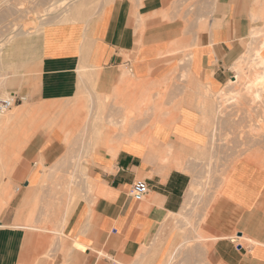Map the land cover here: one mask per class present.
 I'll return each instance as SVG.
<instances>
[{
  "label": "crops",
  "instance_id": "crops-1",
  "mask_svg": "<svg viewBox=\"0 0 264 264\" xmlns=\"http://www.w3.org/2000/svg\"><path fill=\"white\" fill-rule=\"evenodd\" d=\"M252 1H232L199 31L159 19L141 28L130 5L114 2L91 18L46 23L36 38L6 50L0 94L23 97L18 105L61 100L86 89L107 99V116L114 120L125 110L146 112L147 92L159 90L158 106L166 110L151 122L129 124L128 133L108 136L113 145L96 147L93 194L76 205L54 253L47 251L48 238L16 223L38 187L44 162L67 150L59 128L49 138L33 136L16 175L28 163L32 170L0 217V264H168L177 237L165 226L174 223L191 183L186 156L210 143L207 102L240 75L236 65L246 53ZM139 180L150 186L142 201L131 193ZM204 226L216 235V260L264 264V167L238 159Z\"/></svg>",
  "mask_w": 264,
  "mask_h": 264
},
{
  "label": "rangeland",
  "instance_id": "rangeland-1",
  "mask_svg": "<svg viewBox=\"0 0 264 264\" xmlns=\"http://www.w3.org/2000/svg\"><path fill=\"white\" fill-rule=\"evenodd\" d=\"M232 1L0 0V83L6 76L3 71L6 50L18 40L36 38L46 23L91 18L110 3L125 2L131 6L132 15L141 28H145L152 19H159L163 23H180L185 28L194 27L199 31L211 21L215 22L214 18L223 13L224 6L229 8ZM251 3L244 54L247 61L243 63L244 69L239 71V83L231 86L230 81L231 87H227L233 90L243 88L245 76L247 79L254 77V64L250 62V57L264 39V0H253ZM86 77L84 73L83 78ZM254 90L256 88L253 87L248 93L243 92L236 101L232 96L223 101L214 96L207 102L212 113L206 122L210 129V143L186 156L184 170L191 175L189 187L194 190L190 191L188 187L183 207L175 215L174 223L165 226L177 237L170 264H223L212 256L216 235L208 232L204 223L220 195L227 173L238 159L248 158L264 167V92L263 99L256 100ZM3 94L10 97L9 93ZM159 94V90L147 92L146 112L140 114L125 110L114 120L112 116H107V99L96 97L86 89L77 96L35 104L25 101L20 110L19 105H15L0 112V217L8 211L6 207L11 200L20 194L16 187L23 189V181L32 170L28 163L22 175H16L18 168L23 167L21 161L26 148L32 147L28 146V142L38 133L49 138L53 129L59 128L65 134L67 150L56 160L44 162L43 176L34 189L32 200L20 209L23 218L16 222L18 226L48 238V253L56 252L63 242L76 205L93 194L91 169L96 147L101 143L113 145L110 138L128 133L129 124L142 118L151 122L157 112L165 111L163 106H158L162 97ZM17 112H21L18 118H10ZM11 119L18 120L13 122Z\"/></svg>",
  "mask_w": 264,
  "mask_h": 264
},
{
  "label": "bare ground",
  "instance_id": "bare-ground-1",
  "mask_svg": "<svg viewBox=\"0 0 264 264\" xmlns=\"http://www.w3.org/2000/svg\"><path fill=\"white\" fill-rule=\"evenodd\" d=\"M4 1V0H3ZM6 1V0H5ZM2 2V1H1ZM1 4V3H0ZM48 9V8H47ZM50 9V8H49ZM48 9V10H49ZM255 16V15H254ZM32 21V20H31ZM28 22V21H27ZM33 22V21H32ZM23 23V22H22ZM21 26V25H20ZM21 28V27H20ZM15 29H16V27H15ZM25 29V28H24ZM22 31V30H21ZM18 32V31H17ZM26 33H27V31H26ZM25 34V33H24ZM30 34V33H29ZM13 36V35H12ZM11 36V37H12ZM10 37V36H9ZM9 40H10V38H9ZM0 47H1V45H0ZM249 55H250V53H249ZM248 55V56H249ZM247 56V55H246ZM247 56V57H248ZM245 61V58H243L241 61H239L238 62V64L236 65V69L238 70V71H242L243 69H244V67H243V63H245L246 61H247V59H246V61ZM250 62L252 63V64H254V77L253 78H250V79H247V77L245 76V78H244V81H243V88L242 89H229V88H227V90L225 91V89L224 90H222L221 92H218V99H220L221 101H223V100H226L227 99V97L228 96H232L234 99L233 100H237L238 98H240V97H242V95H243V92H247L248 90H251V88H256V90H254V98L257 100V99H261L262 98V92H264V39L259 43V45H258V47H256V48H254V51H253V53L251 54V57H250ZM240 75H237L236 77H235V79L234 80H231V86L233 85V84H238L239 83V81H240ZM258 85H261V86H259L258 87ZM230 85L228 86V87H231ZM229 89V90H228ZM248 93V92H247ZM215 94V93H214ZM253 94V93H252ZM245 95V94H244ZM263 97H264V93H263ZM263 99V98H262ZM219 100V101H220ZM255 100V101H256ZM228 101V100H227ZM219 103V102H218ZM220 105V104H219ZM20 106H22V105H19L18 107H20ZM21 109V107L18 109V110H20ZM22 112L24 111V108L22 107ZM28 110H29V108H28ZM17 111V110H16ZM222 111V110H221ZM33 112V111H32ZM10 113V112H9ZM16 113V112H15ZM18 113V112H17ZM21 113V112H20ZM20 113H18V114H12L11 116H10V118H14V117H17L18 118V115L20 116ZM7 114V113H6ZM8 117H9V115H7ZM8 117H6L7 119H10V118H8ZM3 118V117H2ZM6 118H4L6 121H7V119ZM3 119V120H4ZM11 120H13V122H14V120H16V119H11ZM18 120V119H17ZM16 120V121H17ZM28 120V119H27ZM9 121V120H8ZM7 121V122H8ZM5 122V121H4ZM6 122V123H7ZM11 122V121H10ZM9 123V122H8ZM30 125V124H29ZM22 129V128H21ZM100 129H98V131H99ZM19 132H21L20 130H19ZM100 132V131H99ZM20 135V134H19ZM20 137V136H19ZM20 139V138H19ZM14 141V140H13ZM15 142V141H14ZM193 186V185H192ZM193 187H189V190L191 191V189H192ZM20 189V186H17L16 187V190H19ZM192 190H194V189H192ZM30 221H31V219H30ZM33 222V221H32ZM169 261H171V257H170V259L168 260V264H169ZM166 264H167V261L165 262Z\"/></svg>",
  "mask_w": 264,
  "mask_h": 264
},
{
  "label": "built area",
  "instance_id": "built-area-1",
  "mask_svg": "<svg viewBox=\"0 0 264 264\" xmlns=\"http://www.w3.org/2000/svg\"><path fill=\"white\" fill-rule=\"evenodd\" d=\"M23 101V97L11 94L10 97H5L0 94V112L10 110L15 105ZM150 186L146 180H139L134 183L131 193L137 201H142L149 193Z\"/></svg>",
  "mask_w": 264,
  "mask_h": 264
}]
</instances>
